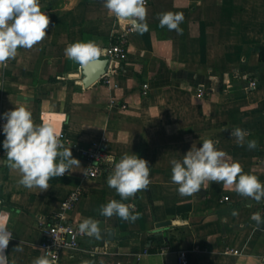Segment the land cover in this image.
<instances>
[{
    "label": "crops",
    "instance_id": "crops-1",
    "mask_svg": "<svg viewBox=\"0 0 264 264\" xmlns=\"http://www.w3.org/2000/svg\"><path fill=\"white\" fill-rule=\"evenodd\" d=\"M24 1L0 51V264H44L40 219L75 188L68 218L94 230L83 244L111 249L60 264H178L182 250L188 264H264V0L134 3L118 87L82 68L105 59L114 7ZM42 131H62L65 147ZM93 143L108 159L91 178L75 145Z\"/></svg>",
    "mask_w": 264,
    "mask_h": 264
},
{
    "label": "built area",
    "instance_id": "built-area-1",
    "mask_svg": "<svg viewBox=\"0 0 264 264\" xmlns=\"http://www.w3.org/2000/svg\"><path fill=\"white\" fill-rule=\"evenodd\" d=\"M111 5L116 10V19L118 22L115 28L112 42L107 47H100L98 54L108 60L106 71L101 76V80L108 86L118 87L115 77L119 73L117 63L124 60L129 49L130 34L139 30V24L136 20L127 18L128 24L122 25L120 21L125 17L123 12L126 6L133 11V4L138 3L141 6H147L150 0H102ZM24 0H0V51L6 52L11 44L13 37V12L18 10L20 13L25 9ZM126 18V17H125ZM257 82L251 81L250 88L255 90ZM150 89L149 84L143 85V93L147 94ZM203 94V91L200 92ZM10 129L9 120L0 116V173L3 171L4 163L8 150L2 140V136L7 134ZM41 136L44 137L48 144L55 149L65 147V136L61 132L42 131ZM78 153L88 161L89 167L87 175L91 178L97 177L102 171L103 163L108 159V155L102 148L93 143L88 146L75 145ZM207 167L216 168L218 162L213 161ZM60 175H63L61 170ZM185 180V179H183ZM81 188H75L61 202V211L49 218L40 219L39 230L41 233V241L39 248L42 251V261L44 264H60L65 258L74 256H98L110 254V245L88 246L83 241L94 234V230L87 225L75 223L68 218L70 211L82 197ZM226 199H228L226 197ZM4 232L0 229V236H4ZM234 254H240V250H232ZM178 264H188L187 252L179 251L177 254Z\"/></svg>",
    "mask_w": 264,
    "mask_h": 264
},
{
    "label": "water",
    "instance_id": "water-1",
    "mask_svg": "<svg viewBox=\"0 0 264 264\" xmlns=\"http://www.w3.org/2000/svg\"><path fill=\"white\" fill-rule=\"evenodd\" d=\"M126 18H131L133 16V11L130 7L126 6L123 12ZM108 64L107 59H94V60H86L83 63L84 75L87 83H93L100 79L101 75L105 73L106 67ZM171 225V221L162 222L157 225L158 228H164Z\"/></svg>",
    "mask_w": 264,
    "mask_h": 264
},
{
    "label": "trees",
    "instance_id": "trees-1",
    "mask_svg": "<svg viewBox=\"0 0 264 264\" xmlns=\"http://www.w3.org/2000/svg\"><path fill=\"white\" fill-rule=\"evenodd\" d=\"M260 60L264 61V48H262L261 51H260ZM168 241H170L169 237H168ZM146 249H147L146 251L151 252L150 248H146Z\"/></svg>",
    "mask_w": 264,
    "mask_h": 264
}]
</instances>
